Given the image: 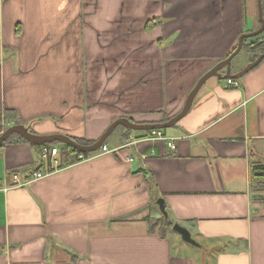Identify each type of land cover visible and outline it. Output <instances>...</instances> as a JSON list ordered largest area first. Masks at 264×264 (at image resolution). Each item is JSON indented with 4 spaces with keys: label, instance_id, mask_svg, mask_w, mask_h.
<instances>
[{
    "label": "crops",
    "instance_id": "obj_1",
    "mask_svg": "<svg viewBox=\"0 0 264 264\" xmlns=\"http://www.w3.org/2000/svg\"><path fill=\"white\" fill-rule=\"evenodd\" d=\"M259 24L256 0H0V133L21 123L95 140L118 117L161 122ZM235 57L233 72L250 61ZM223 74L162 129L174 150L116 129L109 152L72 164L61 155L32 180L37 149L1 146L0 264H264L252 171L264 165V57L236 87ZM131 136L140 140L125 145ZM13 174L31 178L15 186ZM158 198L201 247L149 231Z\"/></svg>",
    "mask_w": 264,
    "mask_h": 264
},
{
    "label": "water",
    "instance_id": "obj_2",
    "mask_svg": "<svg viewBox=\"0 0 264 264\" xmlns=\"http://www.w3.org/2000/svg\"><path fill=\"white\" fill-rule=\"evenodd\" d=\"M257 2V13L260 25L258 28L252 31L243 32L238 36L237 44L235 48L227 55L226 58L218 61L215 65H213L209 70L203 73L196 81L194 86L187 93L185 101L181 109L173 116L169 117L166 121L163 122H136L127 117H118L114 119L109 125L105 128V130L100 134V136L95 139V141L91 144H81L76 142L71 137L61 134V133H51V134H36L30 132L28 127L21 124L16 123L6 127L0 133V145L8 138V136L12 133L19 134L22 138L27 140L29 143H51L54 141H58L63 143L79 152H93L98 150L101 145L106 141V139L110 136V134L114 131L117 126H122L125 129L136 131V130H151V129H166L172 127L191 107L192 101L197 94L200 87L203 83L212 76H221L222 71L224 70V76L227 78H239L253 66H255L263 57L264 53L259 54L253 61L248 62L243 68H241L237 72H233L231 68L232 59L241 51L243 39L250 38L256 35H259L264 30V17L262 12V3L261 0H256ZM157 205L161 214L164 218L167 219V212L164 207V202L162 198L157 199ZM172 229L177 232L181 239L195 247H201L200 244L191 237L190 232L177 223L172 225Z\"/></svg>",
    "mask_w": 264,
    "mask_h": 264
},
{
    "label": "built area",
    "instance_id": "obj_3",
    "mask_svg": "<svg viewBox=\"0 0 264 264\" xmlns=\"http://www.w3.org/2000/svg\"><path fill=\"white\" fill-rule=\"evenodd\" d=\"M226 84L230 87H236L237 86V82L233 78H226ZM143 138H145L146 140H165V142H166V144L170 150L175 149L174 139L167 137L164 134L162 129H151V130H149L147 135H145ZM137 140H140V139L131 136L130 138H128L126 140L125 145H132ZM115 150H117V149H115ZM109 151L110 150L107 148L105 143H103L98 150L91 152L92 154L85 156V155L79 153V154H76V157L73 160H71L72 157L74 156L73 155L74 154L73 148H71L69 146H58V145L45 146V145H42L40 147V158L42 160H44V164H41L42 166L39 169L33 170V172L31 173L32 180L44 177V176L50 174L53 170L60 167L61 161L59 158L61 157V155L66 156L67 164H72V163H77V162L86 160V159L92 157L93 155H100V154H104V153L109 152ZM31 177L26 179V181H22L17 174H13L12 180H13V183L15 186H22V185L26 184V182L28 180H30Z\"/></svg>",
    "mask_w": 264,
    "mask_h": 264
},
{
    "label": "trees",
    "instance_id": "obj_4",
    "mask_svg": "<svg viewBox=\"0 0 264 264\" xmlns=\"http://www.w3.org/2000/svg\"><path fill=\"white\" fill-rule=\"evenodd\" d=\"M260 25V24H259ZM263 32V31H262ZM262 32L260 34H262ZM259 34V35H260ZM257 38L255 39L254 41H252L251 43L247 44L246 43V39H243V44H242V49L241 50H245L246 53H248L249 55H253L251 58H250V61H253L259 54L261 53H264V36L262 37H258V35L256 36H253V38ZM256 53V54H254ZM249 61V62H250ZM222 72H224V70H221ZM4 118L5 119H14L15 118V113L13 111H10V110H5L4 112ZM168 118H163V121H166ZM16 124V123H15ZM13 125V124H12ZM29 129V128H28ZM116 129H122L124 130L126 133H130L131 130H128V129H125L124 127L122 126H117L114 131ZM30 132H32L30 129H29ZM145 133H148L149 130H144ZM72 139H74L76 142L78 143H81V144H91L93 143L95 140H85V139H79V138H74V137H71ZM128 138V137H127ZM126 138V139H127ZM9 142H23V143H28L29 145L35 147L37 149V152H38V156L40 158V147L42 145H45V146H52V145H61V146H67L63 143H60L58 141H54V142H51V143H44V144H40V143H29L27 140H25L24 138H22L19 134L17 133H12L8 136V138L0 145L3 146L4 144L6 143H9ZM106 143V141L104 142ZM73 157L71 160H73L75 157H76V154H83L85 156H88L90 154H92L91 152H79L75 149H73ZM41 159V158H40ZM42 160V159H41ZM42 162V161H41ZM259 167H261V172H262V177H264V165L262 164H259V163H254L252 165V171L253 173L256 174V176H261V173L257 170ZM260 178V177H259ZM174 224L173 221L169 220V219H166L164 218V216L161 214L159 217H156V218H151L148 220V225H149V231L150 232H154V231H157L158 234L160 236H165V233L168 231V230H173L172 229V225ZM200 264H203V260H200Z\"/></svg>",
    "mask_w": 264,
    "mask_h": 264
},
{
    "label": "rangeland",
    "instance_id": "obj_5",
    "mask_svg": "<svg viewBox=\"0 0 264 264\" xmlns=\"http://www.w3.org/2000/svg\"><path fill=\"white\" fill-rule=\"evenodd\" d=\"M261 35V34H260ZM260 35H258V37H260ZM255 39H257L256 37L253 38V37H250V38H247L245 41L247 44L251 43L252 41H254ZM256 54V53H254ZM247 56H249L248 53H246L245 50H241L237 55H236V59H239V58H247ZM253 55L250 54V58L252 57ZM167 129V128H166ZM114 136H112L111 138H107V143H110L111 140L113 139ZM58 146H61L58 144ZM260 173H261V176L260 178H258L255 183H254V186L253 188H255L257 191L261 192L262 194H260L257 198V200L264 202V177H262V172H261V167H259L257 169Z\"/></svg>",
    "mask_w": 264,
    "mask_h": 264
}]
</instances>
